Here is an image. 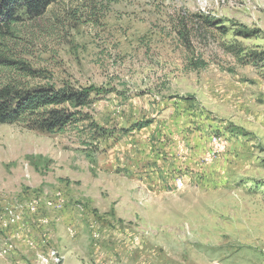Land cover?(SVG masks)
<instances>
[{"label": "rangeland", "instance_id": "1", "mask_svg": "<svg viewBox=\"0 0 264 264\" xmlns=\"http://www.w3.org/2000/svg\"><path fill=\"white\" fill-rule=\"evenodd\" d=\"M6 85L91 103L0 124V264H264V0H60Z\"/></svg>", "mask_w": 264, "mask_h": 264}, {"label": "trees", "instance_id": "2", "mask_svg": "<svg viewBox=\"0 0 264 264\" xmlns=\"http://www.w3.org/2000/svg\"><path fill=\"white\" fill-rule=\"evenodd\" d=\"M60 0H0V39L12 29L20 15L40 18ZM88 92L71 87L45 86L19 89L13 85L0 86V124L24 123L31 130L49 134L63 133L81 121V112L66 108L88 107ZM78 111V110H75Z\"/></svg>", "mask_w": 264, "mask_h": 264}]
</instances>
